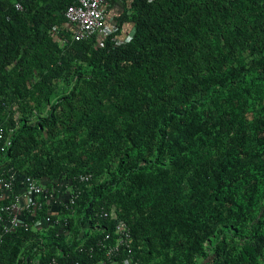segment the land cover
I'll use <instances>...</instances> for the list:
<instances>
[{
	"label": "trees",
	"instance_id": "1",
	"mask_svg": "<svg viewBox=\"0 0 264 264\" xmlns=\"http://www.w3.org/2000/svg\"><path fill=\"white\" fill-rule=\"evenodd\" d=\"M76 1L0 0V178L81 191L1 263L93 264L116 207L142 264H264V0H120L79 41Z\"/></svg>",
	"mask_w": 264,
	"mask_h": 264
},
{
	"label": "built area",
	"instance_id": "2",
	"mask_svg": "<svg viewBox=\"0 0 264 264\" xmlns=\"http://www.w3.org/2000/svg\"><path fill=\"white\" fill-rule=\"evenodd\" d=\"M16 6L18 9L22 8L21 3ZM110 8V0H77L69 5L65 16L70 24L72 38L76 41L95 35L106 38L114 33L116 28L110 23ZM117 38L124 39L121 36ZM102 44L103 42H100L99 45ZM13 131L14 129L7 131L0 127V151L12 144ZM20 177L13 171L8 177L0 178V199L7 198L6 202L0 204V248L5 236L20 228L28 230L45 225L66 227L68 217L54 218L53 212L56 213L63 207L73 213V205L81 192L73 181H64L56 188L49 189L31 176ZM91 179L90 173L78 177L81 183ZM45 207L48 213L34 218L33 215ZM101 216L115 222L114 230L98 239L97 246L102 252V258L93 264H142L141 259L134 255L131 226L119 217L116 207L110 210L102 209ZM34 264H39V261ZM50 264H57L56 258H53Z\"/></svg>",
	"mask_w": 264,
	"mask_h": 264
},
{
	"label": "crops",
	"instance_id": "3",
	"mask_svg": "<svg viewBox=\"0 0 264 264\" xmlns=\"http://www.w3.org/2000/svg\"><path fill=\"white\" fill-rule=\"evenodd\" d=\"M113 4H112V8L113 9H117V8H120L121 7V2H120V0H118V1H114V2H112ZM38 259H39V256H36L35 257V259L34 260H36L35 262H37L38 261ZM34 262V263H35Z\"/></svg>",
	"mask_w": 264,
	"mask_h": 264
},
{
	"label": "rangeland",
	"instance_id": "4",
	"mask_svg": "<svg viewBox=\"0 0 264 264\" xmlns=\"http://www.w3.org/2000/svg\"><path fill=\"white\" fill-rule=\"evenodd\" d=\"M254 55H255V54L252 53V52L249 51V50L245 52V56H246L247 59H251ZM35 261H36V260H34V262H35Z\"/></svg>",
	"mask_w": 264,
	"mask_h": 264
}]
</instances>
